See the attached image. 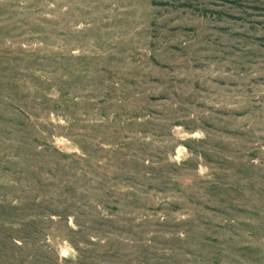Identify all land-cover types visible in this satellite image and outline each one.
I'll use <instances>...</instances> for the list:
<instances>
[{
    "label": "rangeland",
    "instance_id": "obj_1",
    "mask_svg": "<svg viewBox=\"0 0 264 264\" xmlns=\"http://www.w3.org/2000/svg\"><path fill=\"white\" fill-rule=\"evenodd\" d=\"M0 0V264H264V0Z\"/></svg>",
    "mask_w": 264,
    "mask_h": 264
},
{
    "label": "trees",
    "instance_id": "obj_2",
    "mask_svg": "<svg viewBox=\"0 0 264 264\" xmlns=\"http://www.w3.org/2000/svg\"><path fill=\"white\" fill-rule=\"evenodd\" d=\"M194 0H186L184 3H182V5H180V7H185V8H191V2Z\"/></svg>",
    "mask_w": 264,
    "mask_h": 264
}]
</instances>
